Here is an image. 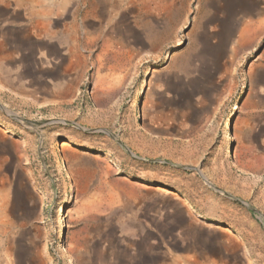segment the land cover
Wrapping results in <instances>:
<instances>
[{
  "label": "rangeland",
  "instance_id": "rangeland-1",
  "mask_svg": "<svg viewBox=\"0 0 264 264\" xmlns=\"http://www.w3.org/2000/svg\"><path fill=\"white\" fill-rule=\"evenodd\" d=\"M249 20L264 0H0V264H264Z\"/></svg>",
  "mask_w": 264,
  "mask_h": 264
},
{
  "label": "bare ground",
  "instance_id": "bare-ground-1",
  "mask_svg": "<svg viewBox=\"0 0 264 264\" xmlns=\"http://www.w3.org/2000/svg\"><path fill=\"white\" fill-rule=\"evenodd\" d=\"M264 33V24L260 21H253L249 20L248 22H245L244 25L241 27L239 37L237 38V54L243 49V48H249L253 46V43L257 41V38ZM260 38V37H259ZM236 50V49H234ZM233 50V51H234ZM235 52V51H234ZM233 52V53H234ZM236 53V52H235ZM233 60V59H232ZM235 61V60H234ZM254 65V64H253ZM253 67V66H252ZM253 73V72H252ZM120 78V77H119ZM118 82H120V79H118ZM106 81H103L101 83L102 86H104ZM110 89V88H109ZM116 90L112 89L111 93ZM108 95H111L110 92H107ZM35 258L38 261V264H44L41 256L38 254L35 255Z\"/></svg>",
  "mask_w": 264,
  "mask_h": 264
},
{
  "label": "water",
  "instance_id": "water-1",
  "mask_svg": "<svg viewBox=\"0 0 264 264\" xmlns=\"http://www.w3.org/2000/svg\"><path fill=\"white\" fill-rule=\"evenodd\" d=\"M119 91H117V92H119ZM133 155H135V154H133ZM109 174L112 177V179H111L112 183L118 188H121V189H124L127 191H135V190H141L143 187L141 181L129 178L123 174H117L116 169H111L109 171ZM187 210L190 211L192 209L189 207V208H187Z\"/></svg>",
  "mask_w": 264,
  "mask_h": 264
}]
</instances>
